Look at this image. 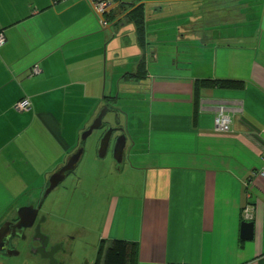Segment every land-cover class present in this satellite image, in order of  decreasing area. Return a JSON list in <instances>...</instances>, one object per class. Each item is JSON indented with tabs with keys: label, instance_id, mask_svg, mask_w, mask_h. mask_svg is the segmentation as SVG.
Segmentation results:
<instances>
[{
	"label": "crops",
	"instance_id": "crops-1",
	"mask_svg": "<svg viewBox=\"0 0 264 264\" xmlns=\"http://www.w3.org/2000/svg\"><path fill=\"white\" fill-rule=\"evenodd\" d=\"M208 5L183 25L180 41L193 50L172 60L175 70L151 67L147 37L146 74L127 79L142 53L117 9L103 25L89 0H0V223L41 197L123 82L146 105L147 137L124 150L128 165L117 167L127 177L110 196L99 241L135 242L133 264H264V0ZM122 44L130 56H120ZM198 78L243 85L195 95ZM23 98L29 109H16ZM220 107L228 132L214 126ZM242 222L253 223L250 240L240 238Z\"/></svg>",
	"mask_w": 264,
	"mask_h": 264
},
{
	"label": "rangeland",
	"instance_id": "rangeland-1",
	"mask_svg": "<svg viewBox=\"0 0 264 264\" xmlns=\"http://www.w3.org/2000/svg\"><path fill=\"white\" fill-rule=\"evenodd\" d=\"M120 1L142 4L146 37L152 40L151 46L157 57L151 67L166 72L168 68L176 69L172 60L178 62L183 51L193 50L185 48V44L180 41L181 35L186 32L183 25L197 18L196 14H201L202 10L196 8H200L201 5L210 7L208 3H212L213 0ZM123 23L124 34L130 29V25L126 21ZM115 26L120 27L118 24L111 25L108 33L114 31ZM129 36L132 37L133 34ZM121 46L123 49V52L119 53L121 57L132 54L133 50L129 46L123 44ZM135 91L133 86L122 82L119 89L112 92L113 96H117L112 105L117 108L115 110L117 115L116 112H108L103 118L104 127L94 130L84 141H79L78 146L83 148V153L78 165L41 201L39 209L41 230L48 240L49 254H32L33 246L29 245L32 237L27 232L26 239L13 241L18 254L10 257L1 255L0 264H96L98 236L105 209L111 194L121 188V182L127 177L125 170L122 171L123 176L118 173L119 168L123 166L125 169L128 165L124 158L120 167H117L118 163L113 158V144L118 133L112 136L103 158L97 155V144L107 126L123 128L126 133L128 131L131 134L132 137L127 139L126 152L133 147L132 138H137V141L141 142L146 141V105H138ZM140 180L142 177L141 179L134 177L135 183ZM124 187L127 188L129 185ZM42 195L43 193L41 197Z\"/></svg>",
	"mask_w": 264,
	"mask_h": 264
},
{
	"label": "water",
	"instance_id": "water-1",
	"mask_svg": "<svg viewBox=\"0 0 264 264\" xmlns=\"http://www.w3.org/2000/svg\"><path fill=\"white\" fill-rule=\"evenodd\" d=\"M109 9L101 13L97 12V14L100 18H102L103 15L109 11ZM108 112H116L117 115V111H115L114 107L106 104L100 109L99 113L90 123V125L81 133V141H84L87 137H89L94 130L104 127L103 118ZM117 132H120V134L117 135L113 144V158L117 163H121L128 138L123 128H116L112 126H107L105 128L97 144V155L99 158L105 157L111 142V138ZM82 153V147L77 149L72 155H70V157H68L64 165H62L58 170L53 172L48 177V184L44 189L41 201L65 179L68 173L72 172L76 168L77 163L81 159ZM40 207L41 204H39L38 207H34L32 204L19 207L16 209L18 216L17 222L12 223L5 221L0 224V252L4 251L8 256L18 254L16 250L8 247V240L13 237H18L21 240L26 239L25 230L33 225ZM252 228V222H242L240 227V238L243 240H250L252 238ZM1 243H3L2 246ZM31 253L38 254L41 252L38 250L33 251L31 249Z\"/></svg>",
	"mask_w": 264,
	"mask_h": 264
},
{
	"label": "trees",
	"instance_id": "trees-1",
	"mask_svg": "<svg viewBox=\"0 0 264 264\" xmlns=\"http://www.w3.org/2000/svg\"><path fill=\"white\" fill-rule=\"evenodd\" d=\"M55 1V0H54ZM102 1V0H95ZM110 1V9L106 12L101 21L105 22V25L111 24L115 20L114 9L123 14L124 18L131 22L134 28V35L136 44L138 45L142 55L138 61V65L133 73L127 72L123 77L130 78H142L146 74V60L144 56L145 47L148 44L145 26H144V13L142 4H129L120 0H107ZM115 4V6H113ZM113 6V7H112ZM120 14V15H121ZM119 21H115L118 24ZM1 33V31H0ZM3 34V33H2ZM32 68V67H31ZM32 74V73H31ZM34 75V74H32ZM243 85L241 81L228 80V79H214V78H198L194 80V92L195 95L199 93L202 88H240ZM105 98L110 96L105 95ZM114 98V97H113ZM82 142V141H81ZM135 242H129L121 239H101L98 246V259L96 264H133L135 255Z\"/></svg>",
	"mask_w": 264,
	"mask_h": 264
},
{
	"label": "built area",
	"instance_id": "built-area-1",
	"mask_svg": "<svg viewBox=\"0 0 264 264\" xmlns=\"http://www.w3.org/2000/svg\"><path fill=\"white\" fill-rule=\"evenodd\" d=\"M92 3L93 8L96 12H103L110 8V1L102 0V1H95L89 0ZM102 24L105 25V22L102 21ZM4 35L0 33V45L4 41ZM40 72V68L37 64H34L31 68L32 74H38ZM29 101L27 98H23L19 100L16 104V109L18 110H27L29 109ZM214 126L215 129L219 132H228L230 130V117L225 113L224 108L220 107L217 111V114L214 117ZM258 175L264 179V169L258 171Z\"/></svg>",
	"mask_w": 264,
	"mask_h": 264
},
{
	"label": "flooded vegetation",
	"instance_id": "flooded-vegetation-1",
	"mask_svg": "<svg viewBox=\"0 0 264 264\" xmlns=\"http://www.w3.org/2000/svg\"><path fill=\"white\" fill-rule=\"evenodd\" d=\"M107 104H109V103H107ZM117 133L120 134V132H117ZM39 204H42L41 198L37 202L32 203V205H34V207H38ZM6 221H9V222H12V223L17 222L18 221L17 213H16V215L14 217H12L11 219L6 220ZM40 222H41L40 221V213H39V210H38V213H37V216H36V219H35L33 225L30 228H28V229L25 230V236L27 235V232H29L30 237H32L30 239L31 242L29 243V245H31V247L33 246L32 247V250L33 251L34 250H38L41 253L47 255V254H49L48 253V250H50V249L47 248L48 247V240L45 237V235H43V233H42L41 223ZM2 223H0V224H2ZM14 240H20V241H22L18 237H13V238L9 239L8 240V247L11 248V249H14V244H13V241ZM33 240H36V241H33ZM2 244L3 243H1V246H2ZM1 253L4 254L5 252L4 251H1Z\"/></svg>",
	"mask_w": 264,
	"mask_h": 264
}]
</instances>
